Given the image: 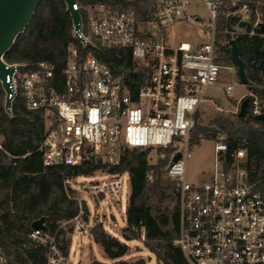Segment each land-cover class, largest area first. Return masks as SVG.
I'll return each instance as SVG.
<instances>
[{
  "label": "built area",
  "instance_id": "obj_1",
  "mask_svg": "<svg viewBox=\"0 0 264 264\" xmlns=\"http://www.w3.org/2000/svg\"><path fill=\"white\" fill-rule=\"evenodd\" d=\"M201 2L210 15L207 21L191 13V0H151L144 15L133 4L87 6L77 0L74 9L80 12V28L73 24L74 41L66 46L64 67L57 71L54 63L41 61L34 68L23 63V68L15 69L7 78L11 112L21 97L29 110L42 113L45 137L39 149L45 165L77 166L90 156L104 164L102 175H72L64 180L67 190L88 193L95 204L88 224L83 197L77 198L73 235L91 236L95 225L112 219V204L121 207L127 200L128 206L131 189L126 191L125 182L129 174L113 173L110 168L120 163L127 148H139L156 155L157 161L150 164L167 159L165 175L177 189L181 211L174 243L188 264H264V188L250 180L246 148L240 146L228 157L226 136L219 134L214 140L212 177L202 183L186 179L197 112L210 100L207 91L221 74H232L237 67L223 58L229 40L218 39V19L238 18L234 29H225L230 35L256 34L263 23L261 2L254 1V7L248 0ZM186 20L200 28V42L174 38V27ZM243 20L249 25L242 28ZM87 46L129 50L134 65L130 75L124 63L115 70L87 52ZM116 56L121 58L118 52ZM4 61L7 66L18 64ZM232 91L228 84L226 93ZM248 97V110L262 113L258 96L251 92ZM177 154L181 157L174 161ZM153 178V171H148L147 180ZM105 202L109 207L105 208ZM30 236L47 247L48 264H65L67 256L56 235L32 229ZM0 264H15L3 248Z\"/></svg>",
  "mask_w": 264,
  "mask_h": 264
},
{
  "label": "trees",
  "instance_id": "obj_2",
  "mask_svg": "<svg viewBox=\"0 0 264 264\" xmlns=\"http://www.w3.org/2000/svg\"><path fill=\"white\" fill-rule=\"evenodd\" d=\"M82 5L108 3L113 6L135 5L144 15L146 6L142 0H78ZM254 7V1L248 0ZM264 24V0H260ZM255 14L253 19H255ZM238 18L220 16L218 39H236L241 58L246 64L247 76L252 81V92L258 96L264 113V70L257 66L264 61V31L230 35L238 25ZM249 30V28H248ZM74 41L73 22L64 0H42L35 10L28 26L6 52L8 63H25L34 68L38 62L48 61L60 71L66 62V46ZM223 58L233 62L228 43L223 47ZM107 61L115 70L124 63L129 76L133 69L131 52L119 48L114 51L93 49L87 52ZM118 52L121 58L116 56ZM5 91L0 82V248H3L15 264H48L47 247L37 243L30 236L32 223L45 217L48 233L56 235L61 252L68 257L73 243V226L63 223L70 221L79 211V201L74 190H67L64 180L68 176L91 175L104 167L94 156L82 164L50 165L43 161L39 149L45 137L42 113L29 110L19 97L11 114L5 110ZM250 110L246 116L217 114L211 119L214 127L196 124L192 142L202 139L215 140L219 134L226 136L227 156L244 147L248 156L250 180L264 188V117L257 118ZM149 150L127 148L118 165L110 168L113 173H128L131 193L126 208V226L123 237L127 240L140 239L145 232L144 244L155 255L156 264H188L181 247L174 243L181 228V211L178 192L174 183L166 177L164 166L167 159L156 164L148 161ZM153 171L152 181L147 172ZM87 218V216H86ZM128 232H136L129 235ZM93 240L100 244L111 262L94 259L92 264H146L144 259L130 262L123 259L129 252V245L109 234L103 224L92 228Z\"/></svg>",
  "mask_w": 264,
  "mask_h": 264
},
{
  "label": "rangeland",
  "instance_id": "obj_3",
  "mask_svg": "<svg viewBox=\"0 0 264 264\" xmlns=\"http://www.w3.org/2000/svg\"><path fill=\"white\" fill-rule=\"evenodd\" d=\"M142 6H148L151 0H142ZM190 11L193 14L199 15L204 20H209L210 15L207 8L202 4L201 0H191ZM246 30V29H244ZM174 38L176 40H189L192 42H200L202 40V34L200 28L192 22L186 20L178 23L174 29ZM230 64V62H228ZM231 84L233 91L231 94L226 93V86ZM252 92L250 86L241 84L238 76L237 67L232 74L222 73L218 83L212 86L207 91V97L210 99L205 101L197 112V124L201 126L214 127L211 124V119L217 114H236L239 112L240 104L243 98V94H249ZM2 136H0V143L2 142ZM191 153L192 155L186 160V179L195 183H202L209 180L213 174L214 167V140L202 139L199 143H193L191 141ZM98 159V158H97ZM149 163L156 162L157 158L155 154L148 155ZM105 170L104 167L95 170L91 175H102ZM125 188L130 193V177L126 176ZM76 192V197H83L89 202V207L92 213L95 210V204L91 199L90 194L84 193L81 190L72 189ZM105 208L109 207L108 203H104ZM126 208L127 200H124L121 207L111 205V210L115 219H109L104 223V227L107 232L113 236L118 237L122 242H126L129 245V252L122 258L130 262H135L139 259H144L146 264H156L155 255L145 246V236L139 239L127 240L123 237V228L126 226ZM110 214V213H109ZM93 216H87L85 219L88 224L91 223ZM73 225L70 220L63 223ZM129 235H134L136 232H128ZM104 250L101 245L93 240L92 235H84L78 237L73 235V243L67 257L65 264H92L93 257H97L100 261L111 262V260L104 259Z\"/></svg>",
  "mask_w": 264,
  "mask_h": 264
},
{
  "label": "water",
  "instance_id": "obj_4",
  "mask_svg": "<svg viewBox=\"0 0 264 264\" xmlns=\"http://www.w3.org/2000/svg\"><path fill=\"white\" fill-rule=\"evenodd\" d=\"M42 0H0V82L4 91L6 92L5 99V110L7 113L11 114V99L9 98V93L11 89L7 81L8 76H11L15 69L23 68V63H18L16 65L7 66L4 61V55L13 46L18 35L25 30L28 26L35 10ZM67 6V11L69 12L72 22L75 25V29L80 28V12L74 9V4L77 0H64ZM249 25V22L243 20L240 22V27H245ZM261 28L264 31V24L261 23ZM229 45L231 49V55L235 65L237 66L238 76L241 84L252 87L253 83L247 76L246 64L241 58L239 53V47L236 39L232 38L229 40ZM260 70H264V61L257 66ZM250 98L247 96L243 98L240 104L239 113L241 116H246L248 113ZM257 118L264 117V113H260L256 116ZM181 154H177L174 157V161L178 160ZM81 206L84 213L87 216L91 215V211L87 204L85 198L81 199ZM115 219V216H111ZM32 229H44L47 230V225L45 223V217H41L32 223Z\"/></svg>",
  "mask_w": 264,
  "mask_h": 264
},
{
  "label": "crops",
  "instance_id": "obj_5",
  "mask_svg": "<svg viewBox=\"0 0 264 264\" xmlns=\"http://www.w3.org/2000/svg\"><path fill=\"white\" fill-rule=\"evenodd\" d=\"M99 245H100V244H99ZM104 253H105V252H104ZM94 259H98V258H97V257H93V260H94ZM104 259H105V260H109V259L107 258V256H106V254H104ZM93 260H92V261H93ZM98 260H99V259H98ZM109 261H110V260H109Z\"/></svg>",
  "mask_w": 264,
  "mask_h": 264
}]
</instances>
